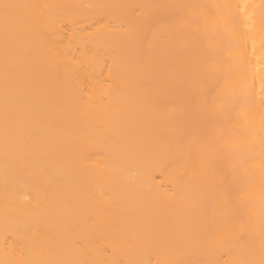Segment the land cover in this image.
I'll return each mask as SVG.
<instances>
[{"label":"bare ground","instance_id":"bare-ground-1","mask_svg":"<svg viewBox=\"0 0 264 264\" xmlns=\"http://www.w3.org/2000/svg\"><path fill=\"white\" fill-rule=\"evenodd\" d=\"M5 3L23 7L7 26L0 7V261L258 262L264 0ZM156 5L206 34L181 44ZM210 141L242 164L227 201Z\"/></svg>","mask_w":264,"mask_h":264},{"label":"snow or ice","instance_id":"snow-or-ice-1","mask_svg":"<svg viewBox=\"0 0 264 264\" xmlns=\"http://www.w3.org/2000/svg\"><path fill=\"white\" fill-rule=\"evenodd\" d=\"M4 10V21L7 26L10 18V10L17 9L23 6L13 5V4H3L0 6ZM155 7L161 9V20L160 22L167 28L172 34L175 35L177 40L183 44H195L203 35L207 32V23L206 16L203 14L197 15H188L184 9L191 8V5H156V6H148ZM171 9L172 11H168ZM264 24V21H262ZM235 26V20H227L223 22L222 25L214 24L212 26L213 31H223L228 32L233 29ZM261 49L264 50V35H261ZM255 51V49H254ZM261 58L264 59V51L261 53ZM190 71L195 72L194 68H190ZM255 101L249 99L244 104L241 105V112L246 119L252 109ZM260 106L264 108V89H262L260 94ZM260 124L262 129L261 142L264 145V111L260 112ZM240 147L239 141L234 139H226L224 141L223 151H231L234 149H238ZM208 155L206 159H201L200 163L207 168L211 169L216 180H217V188L220 190L222 197L227 201L230 195V183L229 176L235 180L238 172V168L242 166V164L233 163L230 167L225 166V161L223 156L221 155V150L216 148V142H209L207 145ZM261 169L264 172V153H262L261 158ZM186 175L187 173H183ZM262 203H264V191H262ZM234 211H238V209L234 208ZM241 235H243L241 233ZM259 249H260V260L257 262L255 260H240L237 264H264V231L261 232L259 237ZM0 264H50V262L46 261H38V260H24V259H12V260H3L0 261ZM56 264H63V262H56ZM68 264H100V262L96 261H71ZM113 264H120L119 261H113ZM162 264H195L194 261L189 260H171V261H163Z\"/></svg>","mask_w":264,"mask_h":264}]
</instances>
